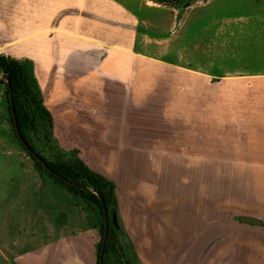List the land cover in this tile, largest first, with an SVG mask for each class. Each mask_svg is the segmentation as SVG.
I'll return each mask as SVG.
<instances>
[{"label": "crops", "instance_id": "1", "mask_svg": "<svg viewBox=\"0 0 264 264\" xmlns=\"http://www.w3.org/2000/svg\"><path fill=\"white\" fill-rule=\"evenodd\" d=\"M62 1L31 0L35 10L26 7L27 19L41 25L49 43L45 36L33 38L41 59L31 54L22 58L32 62L53 127H76L70 132L81 144L80 158L116 159L124 165L141 153H156L186 165L161 166L162 175H189V157L238 169H264V0H220L219 7H210L216 10L213 16L227 17L204 26L196 38L173 36L184 16L189 25V5ZM213 2L207 0L208 5ZM158 10L171 17L157 16ZM13 34L2 29L0 41ZM72 51L85 53L63 65ZM92 52L101 54L92 75L103 80L105 105L95 101L92 70L83 67L93 61ZM69 94L80 99L71 109L74 113L64 108L55 116L53 101ZM98 110L105 115L102 121ZM93 122L104 125L105 131H89ZM114 142L121 145L113 149ZM91 167L114 182L119 239L127 258L135 264H208L211 247L225 235L221 231L210 235L204 225L194 232L197 213L189 211V184L156 191L159 204L152 208L157 217L147 237L140 238L127 229L115 180L94 163ZM13 169L14 175L4 181L0 175V264H98L102 221L98 213L41 174L33 160L22 159ZM181 200H186V207L179 205ZM235 218L264 226L257 212L238 211ZM140 239L145 240L143 245ZM233 254L232 250L218 254L215 264H226Z\"/></svg>", "mask_w": 264, "mask_h": 264}, {"label": "rangeland", "instance_id": "2", "mask_svg": "<svg viewBox=\"0 0 264 264\" xmlns=\"http://www.w3.org/2000/svg\"><path fill=\"white\" fill-rule=\"evenodd\" d=\"M219 2L220 0H214L211 5H208L207 0L191 2L188 9L189 25L186 24V17L184 16L173 36L177 38L200 37L204 26L218 22V20H224L227 16H213L216 10L210 8L219 7ZM30 6L33 7L31 0H0V31L8 28L14 33L13 38L0 41V53L16 58L25 57L24 54H31L37 55L41 59L40 46H32V39L38 40V38L45 36L47 43H49L48 37L46 32L40 28L41 25L36 27L32 21L27 19L26 7ZM33 8L35 10V7ZM157 12L156 15L164 19L171 17V14L166 10H158ZM191 19L194 20L191 22ZM24 28H26L25 31ZM83 53L85 52L72 51L68 53L64 57L66 63L63 65H69L81 59ZM100 56V52H92L93 61L91 64L83 65L85 71L92 70L91 76L96 73V66L98 65L96 61ZM92 78L91 87L95 93L93 97L99 104L105 105L107 95L103 80L96 79L94 76ZM59 79L61 81L62 76L56 75V80ZM76 80L79 81L80 79L77 78ZM47 99L48 96L45 95V100L47 101ZM77 102H80V99L74 94L57 97L52 103L55 116L58 117L59 114H63L64 108H70L68 112L74 113L71 109L75 107ZM98 115L100 121L105 117L99 110ZM10 116L5 85L2 81L0 82V175L3 181L5 178L14 175L13 167L22 159L32 160L20 146ZM93 125L87 126V129L89 131L98 130L99 133L105 131L104 125L96 126L94 122ZM74 128L76 129L75 126L64 128L57 124L53 127L56 142L65 152L64 157L67 159L71 157L80 158L78 156L80 150L77 146L81 144L79 141L77 142L74 133L70 132ZM118 145L121 144L114 142L112 144L113 149ZM80 159L93 170L95 169L91 166L94 163L115 180L116 197L120 205L121 215L128 231L133 236L147 237L149 230L153 228L152 221L157 216L152 206L159 204L156 191L167 188L169 185L174 189L178 187L177 184L179 185V183H187L189 184V211L197 213L194 216V232L202 229L201 227L204 225V230H209L210 235L215 234L216 231H221L225 235L211 247L207 260L208 264H215L218 254L228 250H232L234 254L231 260L226 261V264H264V226L261 224L249 226L239 223L235 218L238 211H253L264 219V169H238L231 164L189 157V175H162L159 174L161 166L183 167L186 165L156 153H141L138 159L132 160L131 163L126 162L124 165L116 159L93 158L89 160L90 162L83 158ZM182 162L186 161L183 160ZM173 195L176 199V191H173ZM179 205L186 207V200H181ZM201 209L204 211L203 215L199 212ZM138 241L143 245L145 240L140 239ZM150 242L151 240H147V244ZM161 248L167 249L165 246ZM179 253L180 250L178 253L174 251V254L179 255ZM197 256L196 254L195 258Z\"/></svg>", "mask_w": 264, "mask_h": 264}, {"label": "trees", "instance_id": "3", "mask_svg": "<svg viewBox=\"0 0 264 264\" xmlns=\"http://www.w3.org/2000/svg\"><path fill=\"white\" fill-rule=\"evenodd\" d=\"M150 1L163 5L184 8L190 5L194 0ZM1 73L7 75L9 78V85L6 82H3L5 85L8 110L11 115V107L9 103L10 88L20 131L31 148L44 159L51 169L65 177L68 181L96 190L99 195L102 196L107 210L112 206L116 208V198L114 194L115 185L112 179L89 168L84 161L78 157H71L68 159L64 157L65 152L56 142L53 132L52 116L50 111L44 105L33 73L31 60L27 58H15L0 53V74ZM20 146L22 147L21 144ZM23 150L29 157H31L35 167L41 174L47 176L53 182L64 186L69 192L80 197L87 205L91 206L98 213L102 220L99 228L100 242L97 248L99 255L104 233L103 210L99 197L92 191L83 189L80 186L69 185L60 178L52 175L41 164H39L26 149L23 148ZM112 237H116V232L109 226L105 245L109 244L108 241L109 239H112ZM105 255L106 246L103 249V258ZM106 261L108 262L109 258H107ZM105 263L103 262V264Z\"/></svg>", "mask_w": 264, "mask_h": 264}, {"label": "water", "instance_id": "4", "mask_svg": "<svg viewBox=\"0 0 264 264\" xmlns=\"http://www.w3.org/2000/svg\"><path fill=\"white\" fill-rule=\"evenodd\" d=\"M2 81L6 82L9 85V78H8L7 75H5L3 73L0 74V82H2ZM9 103H10V107H11V121H12L13 129H14L15 135H16L19 143L22 145V147L24 149H26L27 152H29L31 154V156L39 164H41L49 173H51L52 175L60 178L61 180L65 181L69 185L80 186L83 189H87L89 191H92L99 197V200H100V202L102 204V210H103L104 233H103V243H102V247L100 249L98 264H102L103 249H104L105 241L107 239L108 224H109L108 223V210H107V207H106V205H105V203L103 201L102 196H100L99 193L96 190L89 189V188H87L84 185H78V184H75V183H72V182L68 181L65 177H63L62 175L58 174L53 169H51L48 166V164L44 161V159L35 150H33L31 148V146L27 143V141L23 137V135H22V133L20 131V128H19L18 121H17L16 112L14 110V104H13L12 93H11L10 88H9ZM114 219L116 221L115 215H114ZM239 219L243 220V221H253V222H255L254 220H251V219H248V218H245V217H239Z\"/></svg>", "mask_w": 264, "mask_h": 264}, {"label": "flooded vegetation", "instance_id": "5", "mask_svg": "<svg viewBox=\"0 0 264 264\" xmlns=\"http://www.w3.org/2000/svg\"><path fill=\"white\" fill-rule=\"evenodd\" d=\"M108 223V227L110 226L116 232V237H112V239H109L108 241L109 244L104 245V247L106 246V255L104 258L102 256V264L103 262H106L105 264H135L133 258H127V255L124 254V247L119 239L120 227L118 223L117 209L113 206L108 209ZM107 258H109L108 262L106 261Z\"/></svg>", "mask_w": 264, "mask_h": 264}, {"label": "bare ground", "instance_id": "6", "mask_svg": "<svg viewBox=\"0 0 264 264\" xmlns=\"http://www.w3.org/2000/svg\"><path fill=\"white\" fill-rule=\"evenodd\" d=\"M257 222H260V221H257Z\"/></svg>", "mask_w": 264, "mask_h": 264}]
</instances>
